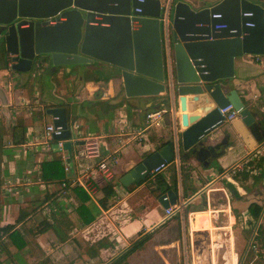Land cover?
<instances>
[{
  "label": "crops",
  "instance_id": "0c3cea01",
  "mask_svg": "<svg viewBox=\"0 0 264 264\" xmlns=\"http://www.w3.org/2000/svg\"><path fill=\"white\" fill-rule=\"evenodd\" d=\"M183 1L198 9L218 0ZM9 64H12L9 56L0 48V89L6 99L5 106L0 100V112L11 125L21 117L26 131L22 143L9 145L12 157L5 158L6 173L0 189V226L13 225L19 208L57 187L34 182L41 163L54 158L63 160L61 152L47 149L42 141L43 129L52 123L44 114L48 107L60 103L64 108L69 126L76 127L71 130V141L78 142L85 134L96 137L101 158L111 162L114 172L112 180L104 182L96 170V161H74L73 177L82 184L100 213L85 227L73 228L70 232L44 214L50 225L58 228L30 236L32 242L28 240L27 246L19 252L9 248L15 264H25L22 253L32 256L33 251L46 252V245L50 249L44 263L49 260L62 264H107L139 234L145 233H151L149 240L141 250L127 258L126 264L136 259L141 261L144 257L139 255L148 253L146 260L149 259L151 264H179L183 251L191 259L195 255L194 261L206 260L208 264H237L238 257L244 258L251 234L257 228L264 229V187L250 189L239 185L232 177V167L237 163L244 164L248 157L257 155L264 148L263 132L255 113L264 111V55H260V62L250 54L233 60V75L225 80V84L246 102L254 120L250 125H244L237 116L213 131L211 140L227 134L230 146L225 152L206 167L190 153L186 157L181 152L178 161L173 160L162 171L140 183H132L130 190L120 185L118 177L158 149L161 142L171 143L175 135L179 136L182 127L177 119V99L165 95L173 113L168 114V120L163 115L158 124L147 125L145 114L157 105L165 107L161 101L164 94L126 97L120 77L109 65L93 62L72 66L67 71L61 68L48 77L50 90L46 94L32 78L33 73L12 72ZM26 79L27 84H24ZM102 102L107 105L103 106ZM194 108L193 102H187L186 113H194ZM10 135L6 140L8 144ZM261 171L264 175V166ZM260 172L248 173V182L257 181L252 182L250 175ZM259 178L263 184L261 176ZM172 181L176 184V192L169 190L176 194V200L168 206L172 213L166 216L158 198L161 194L166 195ZM106 184L111 185L112 194L103 197ZM5 185L21 188L23 193L6 198L3 194ZM99 199L105 200L104 208L99 207ZM251 202L261 207L257 219L247 211ZM36 219L42 220L39 216ZM30 221L36 222L33 217ZM34 228H42V225L35 224ZM261 253L263 255L264 250ZM261 259L264 260L263 256Z\"/></svg>",
  "mask_w": 264,
  "mask_h": 264
},
{
  "label": "water",
  "instance_id": "95a60500",
  "mask_svg": "<svg viewBox=\"0 0 264 264\" xmlns=\"http://www.w3.org/2000/svg\"><path fill=\"white\" fill-rule=\"evenodd\" d=\"M159 14L160 0H0V48L9 56L12 72L44 75L47 83L61 68L100 62L120 77L126 97L176 98L182 127L179 151L206 167L230 146L227 134L211 140L222 124L217 108L230 104L244 125L254 120L225 80L233 75L234 58L264 55V1L218 0L198 9L174 1L169 84ZM0 100L5 106L1 89ZM187 102L194 103V113H186ZM60 105L46 108L44 114L62 129L52 135L50 150L63 154L68 179L74 175L72 145L78 142L69 139V121ZM164 117L168 120V113ZM173 156L171 143H166L120 175L118 182L124 187L140 183L149 169L172 162ZM175 200L170 190L158 198L163 209Z\"/></svg>",
  "mask_w": 264,
  "mask_h": 264
},
{
  "label": "trees",
  "instance_id": "16d2710c",
  "mask_svg": "<svg viewBox=\"0 0 264 264\" xmlns=\"http://www.w3.org/2000/svg\"><path fill=\"white\" fill-rule=\"evenodd\" d=\"M161 101L163 105L168 107V100L165 95L162 96ZM244 107L246 102L241 99ZM103 106L107 105V102H102ZM112 107V106H111ZM257 114L256 121L259 123L264 138V111L255 112ZM14 125L11 123H6L5 115L0 112V189H2V177L5 176V158L12 157V151L10 149L11 145H19L22 143L24 138V133L26 131V125L19 117L15 120ZM11 130V135L9 139V144L6 142L8 138L7 130ZM53 140H51L52 144ZM170 143L169 141L161 142L158 147ZM264 160L259 158L257 166H262ZM251 162L246 163L244 166L252 168ZM65 165L63 160L60 158H54L51 161L43 162L40 166V172L35 175V181L42 185H53L57 187L50 193L47 192L43 196L34 197L33 200L28 201L26 205L22 206L18 210V216L15 219L13 225L0 226V264L1 262H13L12 253L9 252V248H13L16 251H21L28 242L30 236H36L39 233H43L48 229L58 228L56 225H50L49 219H46L42 212L47 210L48 217L52 222L60 223L67 232H70L73 228L79 229L83 228L92 222L95 217L100 213V209L97 204L93 201L90 195L81 186L77 184L74 177L66 179L65 177ZM248 171L242 170L240 172H234L233 178L239 185L247 188L245 184L247 183ZM252 182L257 180L262 176V171L257 175H250ZM148 176L145 177V180ZM144 181V180H143ZM245 181V182H244ZM142 182V181H141ZM63 184V185H61ZM107 185V184H106ZM133 184H128L126 189L130 190ZM172 189L176 192V184L174 181L171 182L170 186L166 189L168 191ZM63 192L65 196H63ZM112 187L107 185L103 189V197L111 196ZM64 197V203L62 201ZM99 207L104 208L106 202L103 199L98 200ZM261 207L255 203H249L247 205V211L252 216L253 219L259 217ZM37 216H41L42 220L36 219ZM31 217L36 220L35 224H41L42 228H34L35 224L32 222L27 226L26 222L31 220ZM19 227L16 228V226ZM59 233V232H58ZM151 233L139 234L132 242H130L122 251L116 256L110 259L107 264H126L127 258L134 252L141 250L142 246L149 240ZM28 239V240H27ZM251 244L257 246L259 249L255 251L254 247H248L245 253L244 259L246 261L249 259L258 260L262 262V250H264V229L257 228L252 236ZM264 263V261L262 262Z\"/></svg>",
  "mask_w": 264,
  "mask_h": 264
},
{
  "label": "built area",
  "instance_id": "2783aa9c",
  "mask_svg": "<svg viewBox=\"0 0 264 264\" xmlns=\"http://www.w3.org/2000/svg\"><path fill=\"white\" fill-rule=\"evenodd\" d=\"M137 1L141 2L142 0H137ZM174 1L175 0H160V14L158 17V22H160L162 47H163V54H164V59H165L166 74L168 77V84L171 81L170 74L172 71L171 54H169V49H168V38H169L170 31H171L170 8L172 4L174 3ZM134 11L138 12L139 9L135 8ZM222 26L223 25H216L215 27H222ZM253 57L255 58V61L260 62V55H253ZM11 65L9 64V67H11ZM217 111L221 115L222 123H228L237 117V112L232 108L230 104L224 107H221V108H217ZM170 112L173 113V110L171 107H168V108L159 107L151 111H148V113L145 114L144 116V120L146 121L147 125L158 124L159 122L162 121L163 115L165 113L169 114ZM173 123L175 125V119H173ZM74 128L76 129V127ZM74 128L72 129L70 127V130H74ZM61 130L62 129L60 127H55L53 123H51L50 125H47L45 129H43V140L42 141L47 149H49L50 147L49 144H51V140L53 139L52 135L60 134ZM61 142H62L61 140L56 141L58 146H60ZM171 149L174 154L173 160L178 161L180 157V151H179V139L176 135L172 138ZM71 154L73 155V162L74 161L82 162L84 160L96 161L95 163L96 170L100 174L102 180L104 182H109L112 180L114 172L111 166V162L107 161L106 159L101 158L100 144L96 137L85 134L83 137L79 138L78 143L75 145H72ZM263 154H264V148H262V151H260V153H258L257 155L254 154L248 157L244 164H240V163L235 164L232 167V174H234L235 171H242V170L248 171V173H251V172L255 173L258 171L260 172L264 164H262V166L260 167V166H257L255 163H256V160H258L261 156H263ZM249 162H251L250 165H252V168H249L248 166H244L246 163H249ZM167 164L168 163L163 162L153 167L152 169H149L146 176L148 177L154 176L155 174L162 171L166 167ZM262 181L264 184V178H262ZM77 184L85 190V188L82 186L81 183L77 182ZM3 188H4L3 194L6 198L18 197V196H21V194L23 193V190L21 188L18 189L16 187H11L8 185L7 186L5 185ZM65 193L66 192H63V196H65ZM163 199H166V196H164ZM62 200H64V197H62ZM4 210H6V208H4ZM171 213H172V209L170 207H167L166 209H164V214L166 216L170 215ZM44 214L48 215L47 210H44L42 212V215ZM253 234L254 233L251 234V238ZM249 246L256 248L255 246L251 244V239L248 242L247 247ZM262 256L264 258V254Z\"/></svg>",
  "mask_w": 264,
  "mask_h": 264
},
{
  "label": "rangeland",
  "instance_id": "374dc122",
  "mask_svg": "<svg viewBox=\"0 0 264 264\" xmlns=\"http://www.w3.org/2000/svg\"><path fill=\"white\" fill-rule=\"evenodd\" d=\"M65 71H67V68H65ZM32 78H33V75H32ZM34 79H36V81H38V83L40 84V86H41V90H43V91H45L46 92V94H48L47 92V90H50V86H49V84L47 83V82H45V77H44V75H39V76H37L36 78L34 77ZM27 79L25 80V83L24 84H27ZM35 81V80H34ZM35 84H36V82H35ZM46 85V87H44ZM44 88H46V89H44ZM44 92V93H45ZM31 94V93H30ZM31 97H33V96H31ZM32 100H33V98H32ZM31 100V101H32ZM32 103V102H31ZM7 133L9 134L10 133V130H7ZM261 159H263L264 160V154H263V156H261L260 157ZM257 161L258 160H256V163H257ZM264 164V163H263ZM261 178H264V175H262L261 176ZM259 180H260V178H258L257 179V181H255L254 183H251V182H248V180H247V183L245 184V186L247 187H249L250 189L253 187V188H259L260 186H262V187H264V184H262V183H260L259 182ZM39 217H41V216H39ZM30 224L32 223V221H30L29 222ZM29 223L27 224V226H29ZM48 237H50V235H48ZM30 238V237H29ZM28 238V239H29ZM27 239V240H28ZM45 239H47V238H45ZM31 241V239H29V242ZM32 242V241H31ZM46 243H47V241H46ZM27 246V245H26ZM25 246V247H26ZM192 248V247H191ZM248 247H246V249L245 250H248L247 249ZM48 249H50V246H49V248H47V245H46V248H45V251L46 252H44V253H40V252H34L33 251V255L32 256H26V255H28V253H25L26 255H24V253H22L23 254V256L25 257L24 258V260H25V264H62V262H53V263H51L49 260L46 262V263H44V259H45V255H47V253H48ZM241 252H242V250L240 251V254H241ZM240 254H239V256H240ZM150 254L148 253V254H143V255H139V256H141V257H144L141 261H138L137 259L136 260H134V262H132L131 264H142L143 262H145V264H151L150 263V260L148 259V260H146L147 258H148V256H149ZM141 257H140V259H141ZM196 257H195V255H193L192 256V259H191V257H189V255H187V253H185L184 251H183V253L181 252V254H180V261H179V264H208V261H201L200 259H198V260H195L194 261V259H195ZM191 260H192V262H191ZM240 260V261H239ZM242 260V261H241ZM147 261V262H146ZM264 261V260H263ZM262 261V262H263ZM238 262H241L240 264H264V263H262V262H259L258 260H254V258L253 259H249V260H247L246 259V261H245V259L243 258V257H238V260H237V264H238ZM1 264H13L12 262H1Z\"/></svg>",
  "mask_w": 264,
  "mask_h": 264
}]
</instances>
